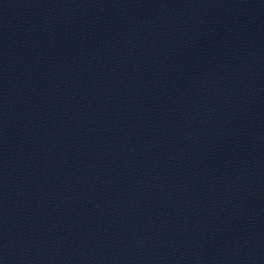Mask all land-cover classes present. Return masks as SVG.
<instances>
[{
  "label": "water",
  "instance_id": "1",
  "mask_svg": "<svg viewBox=\"0 0 264 264\" xmlns=\"http://www.w3.org/2000/svg\"><path fill=\"white\" fill-rule=\"evenodd\" d=\"M0 264H264V0H0Z\"/></svg>",
  "mask_w": 264,
  "mask_h": 264
}]
</instances>
